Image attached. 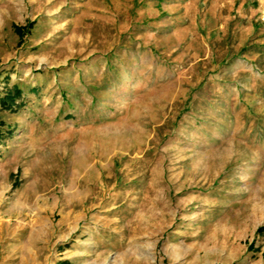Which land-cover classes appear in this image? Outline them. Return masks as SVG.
Here are the masks:
<instances>
[{
  "label": "rangeland",
  "instance_id": "1",
  "mask_svg": "<svg viewBox=\"0 0 264 264\" xmlns=\"http://www.w3.org/2000/svg\"><path fill=\"white\" fill-rule=\"evenodd\" d=\"M0 119V264H264V0H0Z\"/></svg>",
  "mask_w": 264,
  "mask_h": 264
},
{
  "label": "trees",
  "instance_id": "2",
  "mask_svg": "<svg viewBox=\"0 0 264 264\" xmlns=\"http://www.w3.org/2000/svg\"><path fill=\"white\" fill-rule=\"evenodd\" d=\"M17 31L19 32V34H23L24 32L22 31V27L21 26H16ZM16 93L18 92V90L15 91ZM20 94V93H18ZM15 96L12 95V91H10L9 93H7V95L2 99L4 104L7 103H13L15 101ZM0 124H2L1 119H0ZM263 228V226L259 227L258 230H261Z\"/></svg>",
  "mask_w": 264,
  "mask_h": 264
}]
</instances>
